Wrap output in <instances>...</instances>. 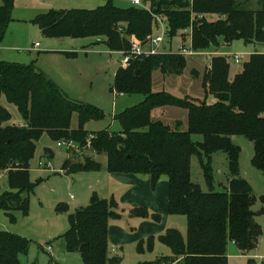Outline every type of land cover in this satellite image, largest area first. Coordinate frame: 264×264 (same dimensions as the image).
I'll use <instances>...</instances> for the list:
<instances>
[{"label":"trees","instance_id":"16d2710c","mask_svg":"<svg viewBox=\"0 0 264 264\" xmlns=\"http://www.w3.org/2000/svg\"><path fill=\"white\" fill-rule=\"evenodd\" d=\"M13 3L2 0L0 4V40L11 20ZM144 4L146 7H120L107 0L93 9L51 10L37 15L32 22L49 38L92 37L103 41L110 51L129 50L130 36L146 42L153 35L157 18L164 20L168 37L190 28L194 52L216 49L238 39L264 42V0L258 1L257 9L242 8L236 0H144ZM185 65V55L161 52L120 67L114 75L113 89L141 94L143 99L116 116L120 130L89 131L85 124L104 116L98 107L67 98L33 63L0 59V99L5 97L14 104L24 122L10 124L11 114L0 103V171H7L9 187L0 195V210L11 219L16 211L27 214L29 195L35 187L29 178L30 161L36 142L48 133L54 140L90 144L94 153L105 154L109 173L148 175L152 187L161 176L167 177L168 213L186 217L187 235L184 238L177 229H166L159 240L172 254L139 264H229L228 241L244 254L254 249L261 226L254 219L251 186L239 176L240 148L232 143L231 136L241 135L252 143L251 164L264 173V53L251 54L232 80L226 57L213 56L202 77L203 98L152 90L153 71L181 74ZM208 95L214 97L213 102H207ZM166 107L186 110V130H180L178 122L171 126L153 118L156 109ZM73 114L77 115L76 128H71ZM192 135H201L203 140L193 141ZM218 151L228 157L230 179L223 191H214L208 163ZM194 155L200 159L207 192L191 181L190 160ZM61 169L66 174L99 171L101 164L90 157L81 162L67 158ZM259 200L264 212V194ZM58 209L66 210L63 205ZM117 211L113 198L93 194L85 207L69 214L65 250L74 252L81 245L76 252L84 264L119 262L120 257L108 256V223L119 217ZM131 213L149 215L143 207H135ZM152 217L160 221L158 214ZM152 244L150 237L149 250ZM28 248L25 238L0 230V264H20L19 256ZM139 250L143 251L142 245ZM249 264L254 260L250 259Z\"/></svg>","mask_w":264,"mask_h":264},{"label":"rangeland","instance_id":"374dc122","mask_svg":"<svg viewBox=\"0 0 264 264\" xmlns=\"http://www.w3.org/2000/svg\"><path fill=\"white\" fill-rule=\"evenodd\" d=\"M236 1L240 7L245 9L258 8L259 0ZM1 2L2 0H0ZM106 2L107 0H14L13 8L19 7L20 11L17 10L15 14L11 15V20L0 43L4 40L8 44H23V46L27 44L26 46L30 48L36 41L42 43L40 37H43V33L34 32L33 29L39 28L31 21L37 14L31 19L26 18L24 9L27 6L45 9L42 13H46L51 10L73 8L93 9L104 5ZM113 2L120 7L129 6L128 3L120 0H113ZM165 29L163 19H159L153 27V35L163 36L164 48H161L162 52L179 53L183 47L191 50L190 37L185 38L186 35L184 34L188 32L190 35V28L180 33L181 35L177 34L172 37L166 36ZM181 36L185 39H182ZM90 39L93 38H66L64 42L59 43L53 40L50 43L67 45L78 52L74 62L66 60L63 64L65 73L70 77H75V84L73 85V80H71V87L69 85L66 96L76 102L94 105L104 115L101 119L88 121L85 124V129L98 131L109 128L112 131H118L121 126L116 116L137 105L142 101L143 95L118 93L113 89L115 72L121 67V56L117 53H109V49H106L102 43L88 44ZM259 45L264 44L245 43L238 39L232 41L230 45L219 47L217 50L224 52L222 54L229 64L228 76L236 74L241 70L242 64L248 60L251 53H246V49L251 47L260 49ZM214 51L215 48L210 47L200 51L195 57L185 55L186 65L181 74H168L160 70L153 71L151 77L152 90H166L177 97L203 98L202 77L210 66L213 57L211 52ZM24 52L26 53V51ZM234 55H240L238 63L234 61ZM213 101L214 97L208 95L207 102ZM0 102L6 105L11 114L9 123L19 125L22 117L16 106L7 102L5 97H1ZM162 109L165 110L160 114ZM153 118H160L171 126L176 124V119H183L184 125L180 120L178 121L181 126L180 130L187 128V112L183 109L172 107L156 109L153 112ZM71 127H77L76 114H73ZM191 137L193 141L201 142L203 140L201 135H192ZM59 141L61 140H54L48 133H43L36 142L29 170L30 181L35 184V187L29 195L27 214L24 215L20 211H16L14 218L11 219L3 210H0V230L17 234L28 241L27 253H21L19 256L20 264H47L53 260L61 264H84L78 252L65 250L64 234L70 227L69 214L75 209L85 207L93 194L101 198H113L117 202L119 217L109 220L108 229H112L114 235L121 236L123 241L118 242L120 247L118 246L116 251L115 248L112 249V244H118L115 242L117 238L114 237L112 241L108 239V256L120 257L119 262L112 264H139L154 261L161 257L164 252L169 251V248L160 242L159 236L168 228L177 229L186 238V217L184 215H172L167 211L165 200L167 198L168 180L166 176H161L155 187L150 186L152 190L151 195L148 193L150 196L146 192L139 193L138 200H141L139 205H128L120 199L124 196L123 192L125 191L117 189L113 195L108 191L110 181L107 179L102 178L101 183L96 184L95 177L99 175V172L106 173L105 176L108 175L107 170L105 172L80 171L71 174L62 172L60 169L67 157L73 162H81L86 157L91 158L94 152L88 143L83 146L76 145L75 148L70 149L67 145L58 146ZM231 141L240 148L239 176L251 186L252 194L255 197L252 210L258 214L257 219L263 220L262 237H264V212H262L259 200V197L264 194V173L252 166L253 146L246 137L233 135ZM208 163L214 191H223L228 186L230 179L227 154L222 151L215 152L211 155ZM1 172L0 190H8L6 175L2 176ZM190 177L191 181L198 185L202 191L207 192L209 190L200 159L196 155L192 156L190 160ZM83 195L86 196L85 201L81 199L84 197ZM162 200L165 204L164 211L161 210ZM59 205H63L66 210H59ZM135 207L145 208L149 215L147 217L132 215L131 210ZM154 213L160 216L159 222L153 219L152 214ZM150 237L153 241L151 250L147 247ZM49 245L52 246V250H46ZM140 245L143 246V251L139 250ZM42 247L45 250H42ZM249 260V258H239L236 262L249 264Z\"/></svg>","mask_w":264,"mask_h":264},{"label":"crops","instance_id":"0c3cea01","mask_svg":"<svg viewBox=\"0 0 264 264\" xmlns=\"http://www.w3.org/2000/svg\"><path fill=\"white\" fill-rule=\"evenodd\" d=\"M17 10L20 11L19 7L13 8L11 15L15 14V12ZM24 10L26 11V13L24 14L25 16L27 15L26 18L31 19L33 16L35 17L36 14L38 15L40 12L42 13V11H44L45 9L31 8V7L27 6ZM33 30H34V32H41V31H36V30H40V29H33ZM185 35H186L185 38L190 37V35H188V32H186ZM40 38L42 40V43L36 41L32 44L31 48L27 47L26 46L27 44L26 45L24 44V46H23V44H20V45L15 44V43L8 44L6 41L2 40L0 43L1 60L7 61V62L21 63V64L33 63L35 69L38 72L42 73L49 81L54 83L59 88V90L66 96L67 95L66 91L69 90V85L71 87V80H73L72 84L73 85L75 84V82H74L75 77L74 76L70 77L68 74L65 73V71L63 70V64L66 62V60L69 62H74L73 60L77 57L78 52H77V50L70 48V46H67V45L66 46L61 45V44H55L54 45V44L50 43L53 40L55 42H59V43L64 42V40L66 38H69V37L49 38V37H45L43 35V37H40ZM185 38L182 37V39H185ZM35 43H38V46H34ZM95 43H97V44L102 43L106 47V49H108L106 44L103 41L96 40L95 38L90 39V42H88V44H95ZM256 43L264 44V42H256ZM230 44L231 43H229V44L222 43L220 45V47L230 45ZM162 47L164 48L163 43H162ZM259 47H260V49L252 48V47L249 49H246L247 50L246 53H251V54H253V53H264V45H259ZM39 48H41V50H39ZM218 48H216L214 52H211V55H213V56L223 55L222 53H224V52H219L217 50ZM23 49H26V50H23ZM24 51H26V53ZM169 52H171V51H169ZM109 53H117V52L109 50ZM198 53H200V52L192 51L188 55H192L195 57V55H197ZM236 74H234V75L231 74V76H228L229 80H232ZM158 91H162V90H158ZM163 91H166V90H163ZM167 92H169V91H167ZM70 100H72V99H70ZM1 104L6 108V105H4L3 103H1ZM164 110L165 109H162V111H160V114H162ZM158 119H160V118H158ZM179 120L181 121L182 125H184L185 121L183 119L181 120L178 118L175 120V122H178ZM23 124H24L23 120L20 121L19 125H23ZM71 128H73V127H71ZM104 156H105V154H96V153H94V155L91 156V158L93 160H95L101 164V169L99 170L101 172L106 171L107 158H106V156L105 157ZM67 158H69V157H67ZM60 170L62 171V169H60ZM105 174L106 173H100L99 172V175H97L95 177L96 184L101 183L102 178L107 179V181H110L109 186H108V191H110V193L112 195L116 192L115 190H117V189L125 191V192H123L124 196L120 199H121V201H123L124 203H127L128 205H132V206L139 205L141 200H138V195L141 192H146L147 195H148V193L151 195V192H152V190L150 189L151 182H150V177L148 175L131 174V173H108V175L105 176ZM1 175L2 176L6 175V178H7V171H2ZM102 176H105V177H102ZM139 189H141V190H139ZM4 191H6V190L1 189L0 195ZM150 195H148V196H150ZM83 196L84 197H82L81 199H83L82 201H85L86 196L85 195H83ZM167 198H168V188H167ZM167 198H166L165 202L167 204V211H168ZM164 208H165V204H164V200H162L161 210L164 211ZM155 210H157V209H155ZM257 215H258L257 213L254 215V219L261 226V236L257 242V245L255 246L254 249H252L248 253L244 254L238 249V247L236 246V244L234 242L228 241L227 246H226V255H227V260H228L229 264H241V263L236 262L239 258H241V259L249 258V259L254 260V264H264V237H262L263 220L257 219ZM112 231H113L112 229H110V228L108 229V239H111V241H112L115 237V238H117L115 240V242L121 243L123 241L121 236L118 237L117 235H114ZM118 246L120 247L119 243L118 244L113 243L112 249L115 248V250L117 251ZM49 247H50L49 250L53 249L52 246L49 245ZM42 250H45V249L42 247ZM46 250H48V249L46 248ZM171 254H172L171 250L169 249V251L164 252V255H162V256H168ZM54 262H57V261L53 260V261H51V263H47V264H54ZM173 264H181V263L175 262ZM242 264H244V263H242Z\"/></svg>","mask_w":264,"mask_h":264},{"label":"built area","instance_id":"2783aa9c","mask_svg":"<svg viewBox=\"0 0 264 264\" xmlns=\"http://www.w3.org/2000/svg\"><path fill=\"white\" fill-rule=\"evenodd\" d=\"M123 2L128 3L129 5L139 6V7H146L144 4V0H120ZM145 5V6H144ZM159 18H157V21ZM130 48L127 51H115L120 54V63L121 67H127L130 64V61L139 57H145L149 55H154L162 52V43H163V36L162 35H151L148 37L146 42H142L141 40L137 39L135 36H130L129 38ZM34 46H38V43H35ZM183 55H188L191 53V50L186 48H181L179 52ZM240 60V55H234V61L238 63ZM60 145H67L70 149L75 148L77 144H75L71 140H61L58 143ZM47 249L49 250L50 247L48 246Z\"/></svg>","mask_w":264,"mask_h":264},{"label":"water","instance_id":"95a60500","mask_svg":"<svg viewBox=\"0 0 264 264\" xmlns=\"http://www.w3.org/2000/svg\"><path fill=\"white\" fill-rule=\"evenodd\" d=\"M211 16H212V17H214L215 15H214V14H212ZM137 72H139V71H137ZM80 248H81V245L77 246V247H76V251H79V250H80Z\"/></svg>","mask_w":264,"mask_h":264}]
</instances>
